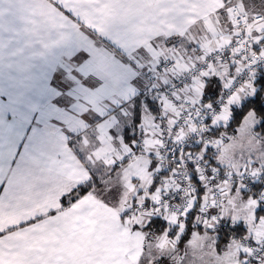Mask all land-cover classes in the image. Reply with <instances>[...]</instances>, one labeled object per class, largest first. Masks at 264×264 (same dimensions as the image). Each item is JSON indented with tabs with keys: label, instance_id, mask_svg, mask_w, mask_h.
Here are the masks:
<instances>
[{
	"label": "crops",
	"instance_id": "crops-1",
	"mask_svg": "<svg viewBox=\"0 0 264 264\" xmlns=\"http://www.w3.org/2000/svg\"><path fill=\"white\" fill-rule=\"evenodd\" d=\"M233 2L263 17L249 37L260 49L264 0ZM239 32L227 0H0V264H224L218 248L206 258L205 241L191 245L194 230H211L196 223L181 244L159 250L171 260L154 261L147 218L125 222L120 189L105 197L93 186L115 179L138 126L166 112L142 103L143 71L172 60L171 77ZM233 74L213 66L188 92L219 94ZM150 164L142 201L156 196ZM87 183L89 192L68 198ZM254 225L262 230L258 217Z\"/></svg>",
	"mask_w": 264,
	"mask_h": 264
},
{
	"label": "built area",
	"instance_id": "built-area-1",
	"mask_svg": "<svg viewBox=\"0 0 264 264\" xmlns=\"http://www.w3.org/2000/svg\"><path fill=\"white\" fill-rule=\"evenodd\" d=\"M227 1L232 19L240 28L239 34L207 53L201 63L171 77L175 68L172 60L160 61L142 73L145 85L140 95L142 103L154 101L166 112L156 116L151 130L145 123L138 126L135 144L129 146L124 161L145 155L155 164L156 176H161L156 196L126 205L121 217L125 222L152 217L178 222L194 213V224L215 231L235 224L225 216L223 207L225 196L239 188L255 197L263 210L258 217L261 233H247L239 238L240 258L243 264H262L264 172L254 167L229 172L216 164V151L212 147V131L223 111L264 71V46L254 50L249 39L251 27L263 17L242 10L234 0ZM213 66L233 67L234 74L213 99L192 97L188 92L192 82L206 76Z\"/></svg>",
	"mask_w": 264,
	"mask_h": 264
},
{
	"label": "rangeland",
	"instance_id": "rangeland-1",
	"mask_svg": "<svg viewBox=\"0 0 264 264\" xmlns=\"http://www.w3.org/2000/svg\"><path fill=\"white\" fill-rule=\"evenodd\" d=\"M255 89V86L252 85V89L248 91L247 94L244 93V95H240L237 100L235 98L223 111V115L218 121L217 126H225L230 115V107L240 105L246 98L254 93ZM258 122L259 119L256 114L253 111H249L233 134H228L224 129H221L218 133L212 135V147L216 151V157L214 159L218 166L223 167L229 172L244 171L251 167L264 172V139L259 137L255 132V127ZM132 144H135V140ZM129 148L130 147H127L125 149V153ZM150 163V159L145 155L134 157L130 161H124V159H121V163H118L119 168L113 169L112 173H109L108 175L109 177H112L116 174V177L115 179H112V182L106 179V175L96 178V182L100 184V188L97 192L102 191L105 197H109L113 190L117 191V189H120L119 201H121L122 204L120 208H124L127 204L129 205V203H132V199L135 198V203H141L142 200H140L138 193L140 192L141 194V191H143L149 177L151 176ZM113 181L121 182L120 187L119 185L117 186V184H113ZM107 182H109V184ZM147 194L149 193L147 192ZM260 207L261 205L255 197L251 194H244L243 191L239 190V192L235 191L234 194L226 200L223 211L230 221L243 225L247 230L244 235L247 233H253L255 235L261 233L260 227L254 225L257 217V210H259ZM171 222L167 221L170 229L172 227V229L175 230L173 225L175 221L173 222V220H171ZM170 229L168 228V230ZM198 229H200L199 226ZM175 232L172 237H169L166 231L163 234L148 237L149 241L147 240L144 246H152L153 250L150 256L154 258V261H158L164 256V258H167L166 261L173 258V255L168 254L161 256L159 250L162 247L172 245V243L174 246L179 245L180 233ZM194 232L197 236L191 238V245L195 246L204 244L207 247L206 249L208 251L205 250L202 256L207 258L210 254L212 258H216L219 250V256H217V258H219L215 261L216 263L222 261L224 264H243L240 258L239 238L237 239L234 236H231L227 238L225 242H222L214 233L206 231L201 232L199 230H194ZM215 238L217 245L215 244ZM202 241L205 242L202 244ZM147 256H149V254ZM262 264H264V262Z\"/></svg>",
	"mask_w": 264,
	"mask_h": 264
},
{
	"label": "trees",
	"instance_id": "trees-1",
	"mask_svg": "<svg viewBox=\"0 0 264 264\" xmlns=\"http://www.w3.org/2000/svg\"><path fill=\"white\" fill-rule=\"evenodd\" d=\"M253 85L255 86V91L254 93L246 98L240 105L237 106H231L230 107V115L228 118L227 123L225 126H217L214 128L212 131L213 134L218 133L221 129H224L228 134H233L236 130V128L240 125L242 119L244 116L249 112L253 111L257 118L259 119V122L257 126L255 127V132L258 134L259 137L264 139V109H262V105H264V71L258 73L254 80H253ZM218 95L217 93H213L211 91H207L202 95L203 100L207 99H213ZM148 107L154 112H157V105L154 101L148 100L147 102ZM137 117V116H136ZM138 118H135V123H137ZM136 138V136H135ZM214 163V161H213ZM161 175H155L153 178V182L151 185L152 190L154 187L157 186L159 177ZM100 184L96 182V184L93 186L97 189L100 188ZM92 188V185L87 183L76 190L72 192V194L68 195L69 199H75L79 196L84 195L85 193L89 192V190ZM244 194H248L246 192H243ZM62 202H65V198L63 199ZM261 214H263V210L259 209L257 210V217H259ZM194 213H192L187 219L184 221V231L179 237V244H181L183 241H185L190 232L198 226L194 225ZM147 224H146V230L147 232L145 233L146 239L148 240V237L153 236V235H159L163 234L165 231L167 235L172 237L175 232L174 229H170L168 223L161 217H152L147 219ZM168 228L170 230H168ZM201 229V228H200ZM210 232V231H208ZM247 230L243 227L242 224L240 223H235L232 226H227V227H219L217 230L212 231L210 233H214L218 236V239L222 242H225L227 238L234 236L235 238H241ZM152 235H151V234ZM148 234V235H147ZM146 240V241H147ZM149 241V240H148Z\"/></svg>",
	"mask_w": 264,
	"mask_h": 264
},
{
	"label": "snow or ice",
	"instance_id": "snow-or-ice-1",
	"mask_svg": "<svg viewBox=\"0 0 264 264\" xmlns=\"http://www.w3.org/2000/svg\"><path fill=\"white\" fill-rule=\"evenodd\" d=\"M261 107H262V109H264V105H262Z\"/></svg>",
	"mask_w": 264,
	"mask_h": 264
}]
</instances>
